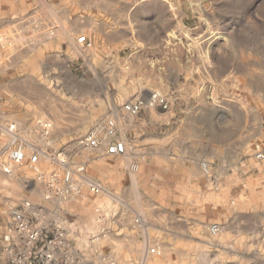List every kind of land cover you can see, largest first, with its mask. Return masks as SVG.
Returning <instances> with one entry per match:
<instances>
[{
	"label": "rangeland",
	"instance_id": "rangeland-1",
	"mask_svg": "<svg viewBox=\"0 0 264 264\" xmlns=\"http://www.w3.org/2000/svg\"><path fill=\"white\" fill-rule=\"evenodd\" d=\"M0 125L26 151L0 175V264L21 224L31 264H264V0H0Z\"/></svg>",
	"mask_w": 264,
	"mask_h": 264
},
{
	"label": "built area",
	"instance_id": "built-area-1",
	"mask_svg": "<svg viewBox=\"0 0 264 264\" xmlns=\"http://www.w3.org/2000/svg\"><path fill=\"white\" fill-rule=\"evenodd\" d=\"M78 43L81 45H88L87 39L85 37H82L78 40ZM157 97L152 98V102H156ZM161 105H163L165 102L161 101L159 102ZM146 106L145 102L137 101L135 103H130L125 105L124 112L126 115L135 117L137 116L140 111ZM10 135V137H7V135ZM15 134L17 135L16 128L12 125H6L2 126L0 125V175L1 176H11L13 174V168L20 167L23 165V163L26 161V155L24 154L26 151L20 148L18 143V140L20 139L18 136L15 137ZM5 138V139H4ZM22 144V143H21ZM82 144L87 145L88 148L91 149H97L102 145V141H98L95 137L91 136L84 141H82ZM126 153V147L124 142H114L112 144H106L105 145V154L111 157H122ZM263 154H258L257 159H262ZM28 167L30 170L35 172V174H41V171L39 170V164L41 162V156L40 153H34L30 156H28ZM65 160L62 159L60 162L63 163ZM201 168L204 173H209V166L207 162L201 163ZM19 169V168H18ZM57 178L56 174L53 173L51 177V182L54 184L56 183ZM72 181V175L70 172H66L63 175L62 178V184L63 185H69ZM91 191L93 193L99 192L101 189L100 186H98L95 183L90 184ZM59 192L62 195L68 194V190L64 192L63 189L57 188ZM19 232L21 235H23L26 238L27 245H28V251L26 252V255L24 256H18L17 258L12 259V264H31L28 263L29 260H31L33 248L35 244L39 240V234H36L32 231H29V228L26 224H21L18 227ZM46 229V228H45ZM56 229H61L60 227H57ZM220 227L218 225H212L210 228V233L212 236H216L219 233ZM62 235L60 234L58 238H60ZM57 246L60 247L61 252L63 251V246L61 244H53L49 243V253L48 255L54 256L53 249H57ZM152 253H155V250H152ZM44 264H49L44 263Z\"/></svg>",
	"mask_w": 264,
	"mask_h": 264
},
{
	"label": "crops",
	"instance_id": "crops-1",
	"mask_svg": "<svg viewBox=\"0 0 264 264\" xmlns=\"http://www.w3.org/2000/svg\"><path fill=\"white\" fill-rule=\"evenodd\" d=\"M158 4V6H161V11H163L164 10V8H165V5L163 4V3H157ZM147 15H151V12H149V13H147ZM161 17H162V15H161ZM127 142H129L128 140H127ZM108 158H110V157H108L106 154H105V152L104 151H102V152H100V160L102 161V163H101V165H98L97 167V172H98V176H93V179L92 180H94V181H96V184L99 182V183H102L101 181H99L100 179L98 178V177H101L100 175L101 174H103V173H105V172H108V173H116V174H120V172L121 171H119V169H113L112 167L110 168V167H107L106 166V164L107 163H103L104 161L103 160H106V159H108ZM108 165H109V163H108ZM131 167V166H130ZM107 171H106V170ZM122 173V172H121ZM103 185H105L104 183H102ZM105 191H107V189L105 190Z\"/></svg>",
	"mask_w": 264,
	"mask_h": 264
},
{
	"label": "bare ground",
	"instance_id": "bare-ground-1",
	"mask_svg": "<svg viewBox=\"0 0 264 264\" xmlns=\"http://www.w3.org/2000/svg\"><path fill=\"white\" fill-rule=\"evenodd\" d=\"M59 28H60V31L63 33V35L64 36H66V39L71 43V44H74V40L72 39V34L69 32L68 33V31L67 30H65L64 28H63V25L61 24V23H59ZM79 39V38H78ZM80 46V45H79ZM124 111V110H123ZM131 117V116H130ZM10 136V135H9ZM17 136V135H16ZM15 136V137H16ZM106 136V135H105ZM11 137V136H10ZM17 138V137H16ZM11 139H12V137H11ZM101 141V140H100ZM102 142L103 143H105V141L104 140H102ZM125 144V143H124ZM125 147H126V144H125ZM99 149H102V148H99ZM40 156H41V158H42V154H40ZM108 156V155H107ZM128 156V151H127V147H126V153H125V155L124 156H122V157H127ZM44 157V156H43ZM108 157H111V156H108ZM147 249H148V245H145L144 246V248H143V254H144V256H147ZM156 251L157 250H155V253H156ZM157 253H159V252H157ZM147 258V257H146Z\"/></svg>",
	"mask_w": 264,
	"mask_h": 264
}]
</instances>
